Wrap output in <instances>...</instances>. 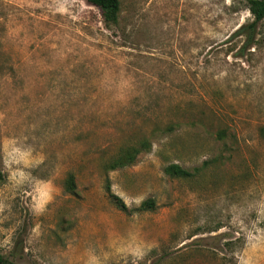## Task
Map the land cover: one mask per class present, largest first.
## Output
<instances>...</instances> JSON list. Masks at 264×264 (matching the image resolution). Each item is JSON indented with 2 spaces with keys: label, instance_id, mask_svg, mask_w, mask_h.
<instances>
[{
  "label": "rangeland",
  "instance_id": "rangeland-1",
  "mask_svg": "<svg viewBox=\"0 0 264 264\" xmlns=\"http://www.w3.org/2000/svg\"><path fill=\"white\" fill-rule=\"evenodd\" d=\"M120 2L107 28L87 0H0V254L264 264V20L243 50L249 0Z\"/></svg>",
  "mask_w": 264,
  "mask_h": 264
},
{
  "label": "trees",
  "instance_id": "trees-1",
  "mask_svg": "<svg viewBox=\"0 0 264 264\" xmlns=\"http://www.w3.org/2000/svg\"><path fill=\"white\" fill-rule=\"evenodd\" d=\"M87 2L100 10L103 22L107 28L117 26L119 24L121 14L120 0H87ZM249 11L253 17V21L249 24L240 26L233 35L234 37L245 38V44L242 47L243 50L244 48H247L254 43L257 35V26L262 20H264V0H249ZM218 137L219 139H222L224 137V132H219ZM146 144L147 142H144L142 144V147H145ZM138 153L139 150L137 148L127 150L122 154L119 160L115 162L113 169L132 164L135 161ZM165 173L173 178H189L192 176V173L190 171L183 169L176 164L168 165L165 168ZM65 191L68 194L77 195L76 179L72 174H70L65 181ZM110 197L113 198L111 195ZM113 199L118 209L124 212H128L127 206L122 202L120 198L114 197ZM153 206V201L149 199L141 204L140 209H152ZM0 264L16 263L8 260L0 254Z\"/></svg>",
  "mask_w": 264,
  "mask_h": 264
}]
</instances>
